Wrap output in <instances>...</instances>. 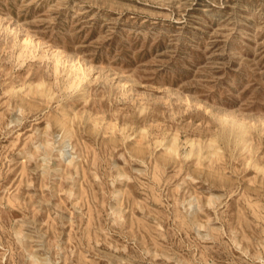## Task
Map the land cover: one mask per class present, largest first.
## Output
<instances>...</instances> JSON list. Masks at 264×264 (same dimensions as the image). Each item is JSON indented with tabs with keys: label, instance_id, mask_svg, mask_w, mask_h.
<instances>
[{
	"label": "rangeland",
	"instance_id": "374dc122",
	"mask_svg": "<svg viewBox=\"0 0 264 264\" xmlns=\"http://www.w3.org/2000/svg\"><path fill=\"white\" fill-rule=\"evenodd\" d=\"M0 264H264V0H0Z\"/></svg>",
	"mask_w": 264,
	"mask_h": 264
},
{
	"label": "bare ground",
	"instance_id": "6f19581e",
	"mask_svg": "<svg viewBox=\"0 0 264 264\" xmlns=\"http://www.w3.org/2000/svg\"><path fill=\"white\" fill-rule=\"evenodd\" d=\"M75 76H77V75H75ZM75 76H74V77H75ZM76 78H77V77H76ZM76 78H75V80H76ZM73 80H74V79H73ZM77 81H78V80H77ZM77 81H76V82H77ZM73 82H74V81H73ZM76 82H74V83H76Z\"/></svg>",
	"mask_w": 264,
	"mask_h": 264
}]
</instances>
